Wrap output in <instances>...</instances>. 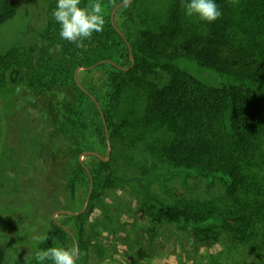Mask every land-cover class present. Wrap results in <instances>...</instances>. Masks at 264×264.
I'll return each instance as SVG.
<instances>
[{"label":"trees","instance_id":"obj_1","mask_svg":"<svg viewBox=\"0 0 264 264\" xmlns=\"http://www.w3.org/2000/svg\"><path fill=\"white\" fill-rule=\"evenodd\" d=\"M126 1L101 0L105 4L104 28L91 39L78 42V46L58 38L60 26L52 17L56 0H50L49 17L38 36V46L46 37L52 38L60 46L59 56L48 58L43 49L22 46L30 63L28 87L41 92L67 90L74 85L75 74L81 68L98 65V70L109 71L105 93L101 97L92 95L105 115L113 157L114 152L122 154V145L135 135L141 141L154 139L141 149V176L115 177L116 181L141 190L160 222L197 227L211 221L225 224L229 219L246 222L245 212L226 211L219 203L226 195L239 197L244 188V172L248 166H255L257 157L264 167V0H216L222 16L213 24L187 17L181 0H133L116 11L119 19L114 18L113 22L115 10ZM94 2L81 0V7ZM16 16V1L0 0V26ZM21 49L0 56V98L6 90L8 72L12 70L16 80L25 69L19 63ZM191 64L229 81L207 84L190 71ZM79 92L80 102L58 109L55 135L64 134L76 143L69 149L72 157L80 154L82 147L85 152L106 154V130H98L92 124L95 119H102L101 112L89 95L81 89ZM98 162L99 167L93 170L96 189L113 174L112 160ZM179 171L211 178L228 176L232 182L223 180L217 206L196 216L188 207L156 200L149 191L153 179H164ZM80 174H85L89 182L78 155L71 170L72 193ZM258 192L257 199L263 198L264 188ZM98 197L93 194L90 202H98ZM259 205L264 216V200ZM103 211L108 212L104 207ZM82 217L66 215L68 219H79L74 228L53 222L54 242H45L41 249L65 247L64 240L75 246L76 241L80 248L78 264L85 263L89 244ZM8 246L0 240V264H15L17 260L10 255ZM261 247L263 255L264 246ZM21 264H25V259Z\"/></svg>","mask_w":264,"mask_h":264},{"label":"rangeland","instance_id":"obj_2","mask_svg":"<svg viewBox=\"0 0 264 264\" xmlns=\"http://www.w3.org/2000/svg\"><path fill=\"white\" fill-rule=\"evenodd\" d=\"M15 1L16 18L0 26V56L22 46H35L39 51L43 49L48 58L58 57L60 46L54 39L46 37L42 46H38V36L43 33L49 17L50 0ZM102 6L104 8L105 4ZM116 11L113 17L119 19ZM59 32L60 29L58 38L61 39ZM20 54L19 63L25 69L16 80L12 70L8 72L6 90L0 98V240L9 245L10 255L17 259L15 264H21L32 255L33 235L48 233L45 242L53 244V222L76 227L79 219H68L66 215H83L89 244L83 264H264V254L260 252L264 246L261 243L264 216L258 206L264 197L257 199L259 189L264 188V167L259 157L254 167L246 168L239 197L226 195L219 203L226 211L245 212L247 221L244 223L229 219L225 224L211 221L197 227L183 222H160L153 208L147 206L141 190L115 179L141 176L139 171L144 166L141 149L154 139L141 141L136 135L122 145L123 153L114 152V157L111 142L103 155L82 151V147L78 155L89 182L85 174H80L72 193L71 170L78 155L72 157L69 149L76 143L64 134L55 135L56 114L62 105L81 101V86L96 105L98 103L104 117L95 119L93 127L98 130L104 127L109 137L105 115L93 96L101 97L105 93L109 71L78 70L74 85L67 90L41 92L28 87L30 63L24 57L25 50L21 49ZM131 60L134 61L133 56ZM190 71L214 86L229 81L194 64ZM98 160H112L113 174L96 189L93 170L99 167ZM223 180L232 182L228 176L211 178L179 171L164 179H153L148 188L156 200L188 207L194 215L203 216V211L217 206ZM90 194L99 196L98 202L91 203ZM233 227H237L236 230ZM68 233L74 239L73 233ZM64 242L66 248L75 247L80 255L76 241L75 246L67 240Z\"/></svg>","mask_w":264,"mask_h":264},{"label":"clouds","instance_id":"obj_3","mask_svg":"<svg viewBox=\"0 0 264 264\" xmlns=\"http://www.w3.org/2000/svg\"><path fill=\"white\" fill-rule=\"evenodd\" d=\"M181 7L187 17H194L206 24H213L222 16L216 0H181ZM52 17L60 26V38L77 44L91 39L105 25L101 0H95L87 7H81V0H56ZM47 239L48 233L31 237L32 256L25 259V264H78L79 253L75 247L55 245L41 249L39 246Z\"/></svg>","mask_w":264,"mask_h":264},{"label":"water","instance_id":"obj_4","mask_svg":"<svg viewBox=\"0 0 264 264\" xmlns=\"http://www.w3.org/2000/svg\"><path fill=\"white\" fill-rule=\"evenodd\" d=\"M131 1H133V0H129V1H126L125 3H123V4H121L116 10H118L119 8H121L122 6H125V5H127V4H129ZM115 10V11H116ZM114 15H112V21L114 22V17H113ZM98 65H96L95 67H93V68H91V69H84V68H81V69H79V70H92V69H94V68H96ZM80 88L85 92V93H87V94H89L84 88H82L81 86H80ZM90 95V94H89ZM97 105H98V103H97ZM100 109V108H99ZM101 111V110H100ZM101 115H102V117H103V114H102V112H101ZM104 118V117H103ZM108 143L110 144V139L108 138ZM110 155V152L108 153V156ZM103 161H107V160H103ZM92 188L93 187H91V194H92ZM91 194H90V196H91ZM65 214H71V213H65ZM73 215V214H72Z\"/></svg>","mask_w":264,"mask_h":264}]
</instances>
